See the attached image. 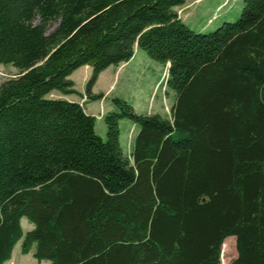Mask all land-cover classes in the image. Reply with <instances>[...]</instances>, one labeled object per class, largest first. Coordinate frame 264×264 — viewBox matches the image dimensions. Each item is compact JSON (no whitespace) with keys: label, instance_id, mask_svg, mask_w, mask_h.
<instances>
[{"label":"trees","instance_id":"obj_1","mask_svg":"<svg viewBox=\"0 0 264 264\" xmlns=\"http://www.w3.org/2000/svg\"><path fill=\"white\" fill-rule=\"evenodd\" d=\"M209 33L186 0H0V264L35 245L48 264H264V0ZM57 22L48 33L49 26ZM141 48L167 68L170 117L111 99L107 137L70 75ZM139 125L132 151L120 121ZM34 226L24 232L22 219Z\"/></svg>","mask_w":264,"mask_h":264},{"label":"rangeland","instance_id":"obj_2","mask_svg":"<svg viewBox=\"0 0 264 264\" xmlns=\"http://www.w3.org/2000/svg\"><path fill=\"white\" fill-rule=\"evenodd\" d=\"M243 8L242 0H186L185 4L176 7L180 18L194 31L209 33L224 22L235 21ZM57 26L53 22L48 33ZM76 71V72H75ZM70 75L75 83V89L83 92L64 95L53 91L51 98H75L83 104L89 114L97 118L96 132L106 139L107 126L103 116L113 109L111 99L115 97L126 100L139 114L159 113L170 117L175 103V93L166 86L167 68L164 64L152 59L146 51L136 47L133 58L118 66H111L103 71L92 87L93 94L103 93L100 100L91 101L85 93L86 85L91 78L92 68L82 66ZM19 70L12 64H0V85L6 80L18 76ZM76 89V90H77ZM77 90V91H78ZM72 100V99H71ZM121 146L125 155L132 151L133 141L138 133L139 125L128 118L120 121ZM24 232L33 229V225L22 219ZM20 240L13 250L12 257L5 264H48L47 260L39 261L34 257L35 245L28 254L22 253ZM237 256L236 238L228 237L222 246L221 264H232Z\"/></svg>","mask_w":264,"mask_h":264},{"label":"crops","instance_id":"obj_3","mask_svg":"<svg viewBox=\"0 0 264 264\" xmlns=\"http://www.w3.org/2000/svg\"><path fill=\"white\" fill-rule=\"evenodd\" d=\"M86 66V65H85ZM89 68H90V70H91V66H89V65H87ZM76 72V71H75ZM92 72V71H91ZM73 74H74V72H73ZM72 79V78H71ZM73 80V79H72ZM77 89V88H76ZM78 90V89H77ZM79 91V90H78ZM80 93H83V92H81V91H79ZM64 99H68V100H71L72 99V101H77V102H79V100H77V99H75V98H64ZM94 115V114H93ZM95 116V115H94Z\"/></svg>","mask_w":264,"mask_h":264}]
</instances>
